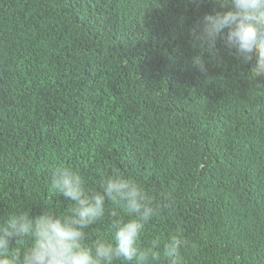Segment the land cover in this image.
<instances>
[{
	"label": "trees",
	"instance_id": "trees-1",
	"mask_svg": "<svg viewBox=\"0 0 264 264\" xmlns=\"http://www.w3.org/2000/svg\"><path fill=\"white\" fill-rule=\"evenodd\" d=\"M213 10L209 0H0V219L65 212L71 202L50 187L57 167L93 190L115 168L171 194L145 235L179 229L184 264H264V89L222 38L209 48L191 35Z\"/></svg>",
	"mask_w": 264,
	"mask_h": 264
},
{
	"label": "clouds",
	"instance_id": "clouds-1",
	"mask_svg": "<svg viewBox=\"0 0 264 264\" xmlns=\"http://www.w3.org/2000/svg\"><path fill=\"white\" fill-rule=\"evenodd\" d=\"M209 2L213 13L197 21L191 35L209 48L222 38L236 60L249 66V82L264 89V0ZM192 63L204 69L202 56H194ZM50 187L71 206L63 213L44 208L38 215L14 211L0 219V264H184L186 241L179 229L163 241L145 235L171 207L170 193L157 196L115 168L101 173L99 188L93 190L80 171L57 167ZM109 204L123 215L111 211ZM106 214L111 217L106 231L90 239V229Z\"/></svg>",
	"mask_w": 264,
	"mask_h": 264
}]
</instances>
